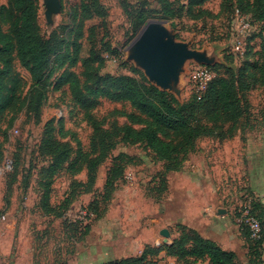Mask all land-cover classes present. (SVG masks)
<instances>
[{
  "label": "rangeland",
  "instance_id": "obj_1",
  "mask_svg": "<svg viewBox=\"0 0 264 264\" xmlns=\"http://www.w3.org/2000/svg\"><path fill=\"white\" fill-rule=\"evenodd\" d=\"M59 1L60 12L47 21L45 1L36 0L37 36L54 47L42 71L34 70L16 48L8 67L0 57V264H106L136 256L139 243L131 239L138 226L147 223L143 213L170 227L178 220L198 226L200 214L208 208L245 237L236 223L241 209L254 198L245 143L253 139L264 145V0H169L171 18L160 14L157 0H97L101 13L95 14L90 7L89 17L81 13V0ZM123 1L147 12L143 24L129 18ZM11 2L0 0V36L9 33L12 15H16ZM236 6L258 16L256 21L242 13L248 17L250 30L242 31L241 22L234 21ZM151 22L162 24L177 42L213 59L208 66L213 79L234 82L241 114L233 122L202 121L211 134L198 138L179 158L177 172L166 174L170 177L166 194L158 193L156 178L165 175L167 163L145 142L118 143L106 152L93 168L94 182L87 191L88 166L115 127L152 128L174 145L182 141L179 131L156 125L130 102L93 95L102 89L99 77L106 74L144 78L152 85L128 60L131 47ZM195 65L186 62L176 86L166 92L180 104L197 93ZM46 123L71 154L45 193L39 172L51 160L41 155L39 145ZM120 154L134 161L122 167V178L111 183L105 201L103 188L113 159ZM71 163L74 176L67 173ZM44 204L48 206L45 212ZM90 205L102 218L81 217ZM159 207L161 214L155 211ZM219 210L223 215H218ZM185 229L182 234H188L190 229ZM154 231L145 239L158 247L163 238ZM256 248H252L253 255L263 253ZM156 260L154 264H181Z\"/></svg>",
  "mask_w": 264,
  "mask_h": 264
},
{
  "label": "trees",
  "instance_id": "obj_2",
  "mask_svg": "<svg viewBox=\"0 0 264 264\" xmlns=\"http://www.w3.org/2000/svg\"><path fill=\"white\" fill-rule=\"evenodd\" d=\"M157 3L160 6V14L165 18L173 17L174 13L169 0H157ZM122 5L134 23L143 24L149 16L141 7L129 5L126 1H123ZM90 7L95 14L101 13L97 0H81L80 8L83 16H90ZM11 8L16 15H12L9 33L0 36L2 45L0 57L4 65L8 67L9 56L16 48L17 53L27 58L34 70L42 71L47 66L49 56L54 52V47L49 40L44 41L37 36L36 0H12ZM234 10L251 15L252 18L259 21L258 16L251 9L244 10L241 6H236ZM99 82L102 89L95 90L93 95L112 101L130 102L140 113L156 125L172 131H179L182 141L174 145V143L160 138L152 128L134 131L129 127H115L112 130V136L107 137L108 143L104 145V141L102 142L103 146L99 156L91 161L88 166V179L85 184L87 191H90L94 182L93 168L101 162L106 152L113 149L118 143L135 144L145 142L147 148L155 156L165 164L167 163L164 171L165 175L161 176L160 179L156 178L159 180L158 193L161 196L167 189L166 174L177 172L181 163L179 158L192 149L198 138L211 134V131L202 124V121L206 120L214 124H217V122H233L241 114L240 99L236 93L234 82L220 78L213 79L204 92L196 93L194 97L183 104H180L172 95L150 85L144 78L137 80L133 77H115L106 74L99 77ZM116 137L119 138L118 141H114ZM39 152L51 160L49 166L39 172V179L44 184L46 193L55 176L63 165L69 161L71 151L66 144L55 139L51 124L46 123L40 140ZM133 161L134 159H129L124 154H120L113 159V168L106 179L101 195L103 200L110 193L111 183L115 179L120 180L122 178V167L127 163L131 164ZM9 169H12V165ZM67 173L71 176L76 174L74 163L68 166ZM148 193L153 194L152 191H148ZM159 197H155L154 200H158ZM248 206L250 213L260 224V237L257 240H252L245 227L239 226V229L245 234L244 237L240 233L247 246L249 263L258 264L261 262L264 251L262 254L255 253L253 255L252 248L257 247L258 250H264V204L253 198ZM45 210H48L46 204L43 205V211L45 212ZM87 211L91 214L93 220L102 218L101 214L97 217L91 205L87 208ZM88 226L86 225L85 228H88ZM179 229L178 238L169 246H146L136 256L110 261L106 264H154L161 252H165L167 257L173 258L175 262L181 264H237L235 254L223 250L216 242L201 238L193 230L187 231L188 234H182L181 232L186 230L185 227H179Z\"/></svg>",
  "mask_w": 264,
  "mask_h": 264
},
{
  "label": "water",
  "instance_id": "obj_3",
  "mask_svg": "<svg viewBox=\"0 0 264 264\" xmlns=\"http://www.w3.org/2000/svg\"><path fill=\"white\" fill-rule=\"evenodd\" d=\"M44 16L47 21L61 9L59 0H44ZM128 60L140 68L147 80L157 89L167 92L176 86L179 74L188 61L198 66H211L213 59L206 53L189 48L188 44L177 42L170 32L156 22L148 23L131 47ZM163 245H171L170 234L163 229L159 232Z\"/></svg>",
  "mask_w": 264,
  "mask_h": 264
},
{
  "label": "crops",
  "instance_id": "obj_4",
  "mask_svg": "<svg viewBox=\"0 0 264 264\" xmlns=\"http://www.w3.org/2000/svg\"><path fill=\"white\" fill-rule=\"evenodd\" d=\"M252 140L253 139H250L245 143L246 159L251 165V171L249 176L250 188L253 191L254 198L260 200V202L264 204V145L254 143V141ZM146 177L148 178V175H146ZM169 179L170 177L168 175L166 180L167 189L164 192L165 194L169 190ZM148 198H150V196H148ZM208 210V208H205L204 211H202V213L200 214L201 218H199V220L201 223H198V226H194L192 225V223H188L187 225L178 220L177 222L172 224V227H170L169 224L163 222L160 223L158 220H156V216L151 217L148 215H144L143 213V216H145L144 218L147 220V223L145 225L141 224L140 226H138L137 235L131 239L133 242L137 244L139 243V252L137 254H140V252L146 246L155 247L145 239V237H147L149 233H154V230H157V232L159 233L161 230L166 229L168 230L169 234L173 236L170 241V243H172L176 238H178L180 234L179 227L183 226L195 231L201 238L216 242L223 250L234 253L236 256L237 264H250L247 255V248L245 246V241L241 237V234H236V232L232 230L234 226L231 223L224 222V219L220 221L218 217H216L215 213H210V211ZM155 211L158 212V214H161V207L155 208ZM217 213L218 215H223L224 212L222 210H219V212L217 211ZM137 214H140V212H138ZM143 232L145 233L143 234ZM125 258L128 257H122L115 260ZM158 258L167 259L175 263V259L167 257L165 255V252H161ZM72 264L84 263L76 261ZM258 264H264V253L262 254L261 262H259Z\"/></svg>",
  "mask_w": 264,
  "mask_h": 264
},
{
  "label": "built area",
  "instance_id": "obj_5",
  "mask_svg": "<svg viewBox=\"0 0 264 264\" xmlns=\"http://www.w3.org/2000/svg\"><path fill=\"white\" fill-rule=\"evenodd\" d=\"M234 21L240 23L242 31L250 30L248 23L246 22L247 16L243 15L240 11L234 10ZM194 80L197 81V94L204 92L208 86V84L213 80V75L207 66H198L195 65L194 69ZM8 165V164H7ZM9 166V165H8ZM82 218H89L91 214L88 213L87 209H83L81 211ZM4 219V217H2ZM236 223L238 226H243L247 229L249 236L252 240H257L260 237V224L258 220L250 213V208L248 205L244 206L238 218L236 219Z\"/></svg>",
  "mask_w": 264,
  "mask_h": 264
}]
</instances>
